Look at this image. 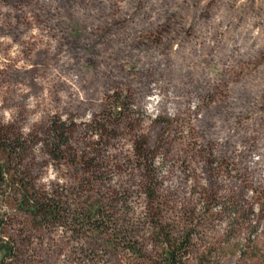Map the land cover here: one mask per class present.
<instances>
[{
  "label": "rangeland",
  "instance_id": "obj_1",
  "mask_svg": "<svg viewBox=\"0 0 264 264\" xmlns=\"http://www.w3.org/2000/svg\"><path fill=\"white\" fill-rule=\"evenodd\" d=\"M0 159L69 215L2 187L4 264H158L160 230L181 264H264V0H0Z\"/></svg>",
  "mask_w": 264,
  "mask_h": 264
},
{
  "label": "trees",
  "instance_id": "obj_2",
  "mask_svg": "<svg viewBox=\"0 0 264 264\" xmlns=\"http://www.w3.org/2000/svg\"><path fill=\"white\" fill-rule=\"evenodd\" d=\"M69 134V127L65 123L54 121L50 124L48 129L49 139L46 146L51 158L56 160L61 159L64 148H66L70 139ZM7 149L9 150L7 160L12 161L13 155L15 153L19 155L20 151L24 152L26 147L24 143L15 141L9 144ZM140 154L142 155V153ZM8 173L9 169L4 166V163L0 159V189L2 187L3 189L7 188V192L10 191L13 195H16L18 197L17 203L24 207L25 211H28L34 217H38L39 220L45 222L58 223L60 221L62 222L63 219L67 221L69 215L63 211L59 201H56L55 198L43 192L39 193L34 191V184L30 181L29 173L23 172L21 177L16 176V173H21L18 170L14 175ZM4 192L0 190V253H2L3 257L15 259L17 256L16 250L9 238L5 236L9 222L6 214L2 212V208L5 207L6 203V192ZM100 210L101 208L99 207L94 211H86L83 220L90 223L94 215H100ZM160 231V238L163 239L161 241L163 249L158 264H181V260L189 246L190 233L186 231L181 238H172L166 231ZM1 235H4L7 240H2ZM130 250L136 253L133 246H130Z\"/></svg>",
  "mask_w": 264,
  "mask_h": 264
},
{
  "label": "built area",
  "instance_id": "obj_3",
  "mask_svg": "<svg viewBox=\"0 0 264 264\" xmlns=\"http://www.w3.org/2000/svg\"><path fill=\"white\" fill-rule=\"evenodd\" d=\"M5 236L7 237V235H5ZM5 236H4V235H1V239L4 240V241L7 240ZM7 238H8V237H7ZM0 258H1V260H0V264H4L3 259H5L6 257H3V256H2V253H0Z\"/></svg>",
  "mask_w": 264,
  "mask_h": 264
}]
</instances>
